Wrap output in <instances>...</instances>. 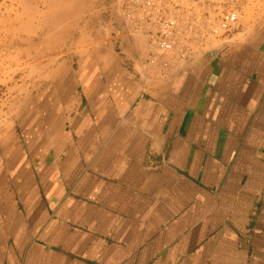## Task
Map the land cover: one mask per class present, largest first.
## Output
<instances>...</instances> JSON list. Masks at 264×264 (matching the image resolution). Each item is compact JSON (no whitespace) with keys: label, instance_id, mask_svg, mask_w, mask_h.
I'll return each instance as SVG.
<instances>
[{"label":"crops","instance_id":"0c3cea01","mask_svg":"<svg viewBox=\"0 0 264 264\" xmlns=\"http://www.w3.org/2000/svg\"><path fill=\"white\" fill-rule=\"evenodd\" d=\"M112 54L0 138V264H264V17L165 76Z\"/></svg>","mask_w":264,"mask_h":264},{"label":"rangeland","instance_id":"374dc122","mask_svg":"<svg viewBox=\"0 0 264 264\" xmlns=\"http://www.w3.org/2000/svg\"><path fill=\"white\" fill-rule=\"evenodd\" d=\"M50 1L0 0V138L25 122L36 98L53 93L67 67H76L79 55L97 46L98 55L110 58L127 40L121 36L124 27L116 0ZM262 17L264 0H243L239 24L211 49L243 42ZM134 37L139 42L135 47L142 50L145 38Z\"/></svg>","mask_w":264,"mask_h":264},{"label":"built area","instance_id":"2783aa9c","mask_svg":"<svg viewBox=\"0 0 264 264\" xmlns=\"http://www.w3.org/2000/svg\"><path fill=\"white\" fill-rule=\"evenodd\" d=\"M243 0H116L122 35L146 39L139 65L165 76L212 50L241 17ZM122 37H120L121 40Z\"/></svg>","mask_w":264,"mask_h":264},{"label":"bare ground","instance_id":"6f19581e","mask_svg":"<svg viewBox=\"0 0 264 264\" xmlns=\"http://www.w3.org/2000/svg\"><path fill=\"white\" fill-rule=\"evenodd\" d=\"M49 1H50V0H49ZM50 2H51V1H50ZM78 3H79V2H78ZM78 3H77V4H78ZM46 5H47V4H46ZM38 6H39V3L36 2V4L33 6V8H35V10L37 11V10L39 9ZM55 7H57V6H55ZM53 8H54V7H53ZM73 8H74V7H73ZM62 9H63V8H62ZM68 9H69V8H68ZM39 11H40V10H39ZM52 13H53V12H52ZM65 13H66V12H65ZM67 14H68V13H67ZM39 16H40V15H39ZM67 16H69V15H67ZM48 17H49V16H48ZM39 19H40V18H39ZM60 22H61V21H60ZM57 23H58V22H57ZM36 24H37V23H36ZM44 24H45V23H44ZM55 24H56V23H55ZM51 25H52V24H51ZM43 27H44V26H43ZM49 29H50V28H49ZM41 32H42V31H41ZM37 35H38V34H37ZM35 39H36V38H35ZM137 40H138V39H137ZM137 40H136V41H137ZM136 41H135V42H136ZM145 41H146V39H145ZM136 43H137V42H136ZM138 43H139V42H138ZM138 43H137V45H139ZM55 56H56V55H55ZM21 101H22V100H21ZM23 101H24V100H23Z\"/></svg>","mask_w":264,"mask_h":264},{"label":"water","instance_id":"95a60500","mask_svg":"<svg viewBox=\"0 0 264 264\" xmlns=\"http://www.w3.org/2000/svg\"><path fill=\"white\" fill-rule=\"evenodd\" d=\"M211 51H213V50H211Z\"/></svg>","mask_w":264,"mask_h":264}]
</instances>
